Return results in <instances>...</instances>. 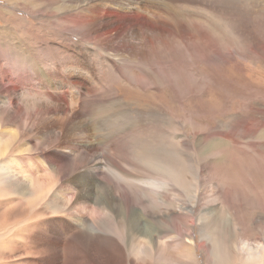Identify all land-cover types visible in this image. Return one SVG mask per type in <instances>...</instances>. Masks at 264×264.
<instances>
[{
	"label": "rangeland",
	"instance_id": "374dc122",
	"mask_svg": "<svg viewBox=\"0 0 264 264\" xmlns=\"http://www.w3.org/2000/svg\"><path fill=\"white\" fill-rule=\"evenodd\" d=\"M111 1L0 0V131L15 133L5 152H0V264H14L26 238L21 222L39 211L49 237H69L61 224L72 203L68 199L73 196L66 194L74 188L71 168L68 172L62 164L46 160V154L62 141L45 130L50 122L68 124L54 119L52 113L53 107H64L65 100L90 119L100 141L97 152L110 154L133 175L155 179L152 183L130 178L141 189L140 207L154 217L163 216L148 225L159 230L152 242L161 239V250L176 253L179 241L186 240L194 264H214L205 258L210 242L209 252L201 245L211 227L217 229L213 240L222 247L223 261L227 258L223 264H236L239 241L264 240V0H146L157 7L162 2L173 6L172 15L159 20L143 11L160 30L152 50L137 38H117L116 51L108 54L103 39H94L89 18L102 14L95 6L108 10ZM130 10L131 15L134 9ZM118 15L114 23L109 20L107 31L101 30L102 38L117 28L124 31L133 19ZM142 21L136 23V30L146 28V20ZM129 48H148L149 58L126 57ZM114 53L119 56L114 58ZM70 67L93 77L78 101L68 83L76 76L68 74ZM145 76H152L153 84L141 79ZM113 90L127 107L128 123L121 114H113ZM20 146L25 152H16ZM11 156L22 161L21 172L12 167ZM27 168L28 177L46 194L39 198L34 195L37 190L23 201L12 199L27 190L25 179H20ZM8 170H14V179ZM166 180L169 185L164 186ZM205 210L209 220L204 222L200 217ZM56 216L60 220L51 224L49 220ZM184 222L189 225L188 236ZM224 243L230 247L227 252ZM134 253L135 249L127 254L134 259ZM156 256L152 250L153 259ZM50 257L51 251L34 263L45 264ZM216 263L222 264V259Z\"/></svg>",
	"mask_w": 264,
	"mask_h": 264
},
{
	"label": "bare ground",
	"instance_id": "6f19581e",
	"mask_svg": "<svg viewBox=\"0 0 264 264\" xmlns=\"http://www.w3.org/2000/svg\"><path fill=\"white\" fill-rule=\"evenodd\" d=\"M155 3L156 2H154V4ZM160 4L161 6L157 7L156 5L155 6L152 5V1L147 2L146 0H117V1L112 0L109 5V7L111 8L108 10H104L105 8L101 9L100 7L95 6V11L99 10L102 12V14L100 15L98 13H95L96 17L89 18V20H91V23H93V26H92L93 28L90 29V31L95 34L94 39L100 40V41L103 39V42L102 41L101 42L104 45H108V48L104 47L108 54H110L108 50L116 51L113 47V43L115 42V39L117 38H120V39H124V38L126 39L135 38L136 39L137 38L138 40H140L141 42L140 44H143V46L146 45V47L152 50V45L154 44L157 38V32H159L160 30H158V25L155 21L148 19L149 17L145 18V15H143L145 12L143 11H147L146 13L147 15L153 14L152 18L154 17L156 20H159L160 17L165 16V15L170 17L172 15L171 13V8H173L172 4L165 3V2L158 3V5ZM123 9H126V11ZM130 9H134L133 13L131 14L133 17H131V15L128 12V11H131ZM116 10H120L121 14L118 15L117 12L119 11H116ZM127 14L130 15L131 19L132 18L133 19L126 24L127 25L125 28L126 30L124 29V31H122L119 28H117L115 30V33H113V35L108 34L107 38L106 37L102 38L105 35V33L104 32L101 33V30L107 31L108 30L106 29L107 26H111V24L109 23V20H111V22L114 23V21L117 18V15L125 16ZM158 14L160 15L157 16ZM112 19H114V21ZM141 19H143V21L146 20V24H145L146 28L143 30H136L134 27L136 23ZM133 21L134 23H132ZM215 29H217V27ZM128 30H131V31L129 32V34H126ZM156 30L158 31L156 32ZM91 32L89 33L91 34ZM154 32H156V34ZM133 33L135 36L133 35ZM152 33H154V35ZM150 34H152V36H150ZM162 35L164 36L165 34L162 33ZM165 38H167L166 35H165ZM127 48L128 47H125V49ZM138 48H136L137 50L129 48L130 51L128 49V52H126L125 56L129 58L130 56H132L134 58L143 57L144 59H148L149 53L146 51L148 50V48L146 49L144 48L145 50L138 49ZM112 55L114 56V58L119 56L117 53H114ZM71 73H76V76L75 78L70 77V79L68 80L69 81L68 83L71 88H75L76 90L75 100L78 101L77 100L79 98L78 95L82 94L84 91L87 90V83L89 82L90 84H93V81H92L93 77H91L90 74L85 72V70H80L77 67L75 68L70 67L68 69V74H71ZM141 79H144V81L150 85L153 84L154 82L152 76H145L144 78H141ZM115 94H116V91L113 90L112 103L110 102L112 104V109L115 108L113 110L114 111L113 114L116 115L117 117L119 116V114H121L120 117L123 118V120L126 123H128L130 120H128L125 117V111L127 107L125 103L121 99H119L120 96L118 98L117 97L118 94L117 95ZM72 102H74V100ZM68 104H69V101L67 102V100H65L64 107L56 108L55 106L52 108L54 119L67 120L68 124L66 126H57L55 122H50L49 127L45 128V130L46 132L54 133L56 135L55 137L56 138L58 137V139L62 141L61 145H59L57 149H53V151H50L49 153L46 154V160L49 161L50 163L62 164L63 167H65V169L68 172L71 168V173L69 177H70L71 184H74V188H76L74 189L72 187V190L66 193L73 197L68 199V201L71 200L72 202L69 205V211L65 215L68 218H66L64 223L61 224V228H63L65 233L67 232L66 234L69 237L67 235L66 236L68 238L63 237V239H61L62 238L61 236L49 237L47 235L48 230L45 231L43 229V225L46 223V220L42 218L41 216L42 213L39 211V214H35V215L32 214L31 217L29 216L26 218L25 221L21 222V224L24 225V229L26 231V236H25L26 238L24 241H21L20 243L21 244L20 246L22 247V248L20 247L21 253L19 254L18 257H15L14 264H23L24 262L26 264H37V263H34V261L36 262L35 258H37L39 261L40 258L44 254H47L50 251H51L50 260L49 262H45V264H194L193 257L191 255L190 245L188 242H186V240L179 241L180 245L176 249V253H172L173 251L171 253L167 251L168 252L167 253L165 252V250H161L163 246L161 239H158L157 244L155 242H152L151 240V238L153 237V235H155V233L159 234V230L157 228L156 229L155 228L153 229L151 227L149 228L148 225L149 223L150 225H152L154 221L159 222L163 216L161 215L160 217L158 215L154 217L152 212L148 211L147 209L143 210L140 207V205H142V195L140 193L141 189L136 187L137 185L133 182V180H137V181L150 180L152 183H154L155 179L150 175H147V176L133 175L132 172H128L125 168L121 167L120 162L116 158L112 157L110 154L108 155V153H105L106 154L105 155L104 153L102 154V152L101 154L97 152L98 142L100 141L97 139L96 133H94V130L92 129L94 127L90 126L89 124L90 119H86L85 117L80 116L77 110L74 111L73 108H70V106L68 107ZM97 129L98 128H96V130ZM4 136L6 138H3ZM103 136L104 135H102V137ZM13 137H15L14 132L0 131V152H3V151L5 152V148L7 147L8 142ZM101 146H99V148ZM24 149L25 148H22L20 146V148L16 149L17 151L14 150V152L15 151L23 152ZM3 155L5 154L3 153ZM11 157H14V156H11ZM64 159L65 161H63ZM12 162H13L12 167L14 168V170L20 171L21 166H22L21 165L22 161L14 157V160H12ZM27 164H29V162ZM39 167H41V165H39ZM105 169H108L110 173H106L104 171ZM14 170H11V171L8 170L12 172V176H11L12 178L14 177L13 175ZM27 170L28 168L24 170L23 174L21 173V178H20V179H25L26 182L23 181V183L25 184L24 189H27V190L22 192L19 195H16L12 199L23 201L24 198H26L27 196L28 197L30 196L29 192L34 193L37 190L39 191H37V193H34V195H36L39 198H42L46 194L45 191L40 192L41 190H40V187H39L40 185L38 182H37V185L39 186H36L34 180L28 177L29 173L27 175L26 173L28 172ZM130 178H132L133 180ZM165 182L167 183V180ZM131 183H134L135 185L133 186L131 185ZM166 183H163V185L164 186L169 185V183L167 184ZM134 191L137 192L138 195H135ZM2 196H4V194ZM64 200L65 202H67V197L64 198ZM24 206H26V204ZM207 214L205 210V212L202 213L200 217L204 222L208 219ZM19 215L20 216L24 215L23 209L19 212ZM167 217L168 216H166V218ZM58 218L59 217L57 216L54 218H51L49 222L51 224H54L55 222L60 220V218L59 219ZM224 223L226 224L228 222L224 221L223 224ZM184 227H185L184 231L186 232L188 236L189 225L187 228L186 223L184 222ZM57 228L58 227L56 225L52 229L55 230ZM31 230L34 232V234H31ZM201 230H203V228ZM216 230L217 229H213L212 231L210 227V229L207 232L205 230L206 233L203 231L206 234V240L205 242L202 241L201 245H202V249L205 247L204 252H206V250L208 251V241H209L211 244V247H209V250H211L210 253L212 254V256H210V253H207V254L204 253L205 258L207 257V259L208 258L212 259L213 260L212 262H214V264H218L216 263V261H219V260L221 261L222 259V264H223L227 258H225L224 259L225 261H223V258L221 256L222 247L220 250L219 249L220 245L218 246L219 243L217 244L216 241L213 240V235L216 234ZM205 234L202 233L203 236ZM143 237L148 238L149 240L146 242L145 239H144L145 241L143 240ZM222 239H225V238L223 237ZM38 245H40V247H38ZM58 247H61V249H56ZM228 248L230 247H228L226 244L225 246L223 245V252H227ZM134 249H135V253H134L135 258L132 259V256L128 254L132 253V250ZM236 249L238 253H240L238 255V253H236L235 251L236 264L238 261H240L239 264H264V240L260 242L258 241L255 244H253L251 243V241L243 239L241 242L240 241L238 242V244L236 245ZM152 250L157 252V256L155 257V259H153L152 257ZM1 254L5 255L6 253L1 252ZM28 254H31L29 255L31 256L29 260H27ZM10 256L11 255L3 256L4 260L10 259ZM41 264H44V263H41ZM227 264H230V263H227Z\"/></svg>",
	"mask_w": 264,
	"mask_h": 264
}]
</instances>
